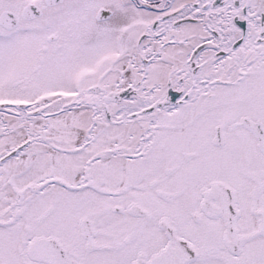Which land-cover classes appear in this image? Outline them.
I'll use <instances>...</instances> for the list:
<instances>
[{
	"label": "snow or ice",
	"instance_id": "obj_1",
	"mask_svg": "<svg viewBox=\"0 0 264 264\" xmlns=\"http://www.w3.org/2000/svg\"><path fill=\"white\" fill-rule=\"evenodd\" d=\"M0 264H264V0H0Z\"/></svg>",
	"mask_w": 264,
	"mask_h": 264
}]
</instances>
